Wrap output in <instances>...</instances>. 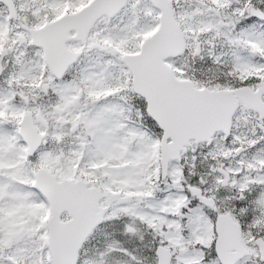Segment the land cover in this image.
Returning a JSON list of instances; mask_svg holds the SVG:
<instances>
[{
	"label": "snow or ice",
	"instance_id": "obj_1",
	"mask_svg": "<svg viewBox=\"0 0 264 264\" xmlns=\"http://www.w3.org/2000/svg\"><path fill=\"white\" fill-rule=\"evenodd\" d=\"M0 264H264V0H0Z\"/></svg>",
	"mask_w": 264,
	"mask_h": 264
}]
</instances>
